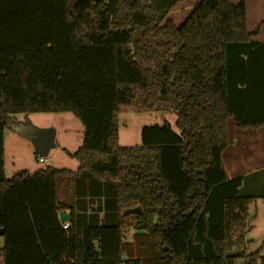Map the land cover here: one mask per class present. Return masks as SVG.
<instances>
[{"label":"trees","instance_id":"obj_1","mask_svg":"<svg viewBox=\"0 0 264 264\" xmlns=\"http://www.w3.org/2000/svg\"><path fill=\"white\" fill-rule=\"evenodd\" d=\"M257 32L246 0H0V264H264V239L245 250L255 197L222 165L229 119L264 126ZM123 111L173 112L177 132L144 126L120 146ZM59 112L83 126L63 149L76 170L5 177L13 115ZM58 176L73 177L74 206Z\"/></svg>","mask_w":264,"mask_h":264},{"label":"rangeland","instance_id":"obj_2","mask_svg":"<svg viewBox=\"0 0 264 264\" xmlns=\"http://www.w3.org/2000/svg\"><path fill=\"white\" fill-rule=\"evenodd\" d=\"M247 7V29L250 32H257L252 37L255 41L264 39V0H246ZM14 120L18 123L29 122L38 128H52L55 130V147L50 149L43 158V162L38 161V156L34 152L31 142L21 137L13 129L4 130V164L5 177H11L18 171L33 173L47 167L59 169L76 170L77 162L68 156L64 151L74 152L80 145L83 135L82 124L68 112L59 113H29L14 114ZM176 115L173 112L150 111L135 112L123 111L118 115V142L120 146L133 147L141 143L140 132L142 127L153 124L168 122L173 130L175 127ZM253 129L238 130L234 127L232 119L228 120L229 139L233 134H252ZM259 142L264 140V134L258 133ZM259 144V143H258ZM255 145V144H254ZM249 144L247 141L238 142L233 149L237 158L243 157L247 162L259 163L256 153L257 146ZM247 187L240 188L241 194L254 196L255 199L248 206L247 229L245 233L246 253H253L258 250L264 239V169L255 174L245 177ZM74 191L73 177L58 176L56 179V195L64 203H72ZM3 239L0 236V247ZM264 249L261 250V255ZM242 259H237L235 264H242ZM256 264H260L259 261Z\"/></svg>","mask_w":264,"mask_h":264},{"label":"crops","instance_id":"obj_3","mask_svg":"<svg viewBox=\"0 0 264 264\" xmlns=\"http://www.w3.org/2000/svg\"><path fill=\"white\" fill-rule=\"evenodd\" d=\"M251 133L252 134H245V135L239 134V132L234 133L233 138L229 139V144L222 154V165H223V168L226 172L228 179L240 177L241 178L240 188L242 189L243 188L245 189L247 187V182L245 181V177H247V175L255 174L259 170L264 169V140L263 142L262 141L259 142L258 136H257L258 133L264 134V126L258 129H253ZM3 139H4V133H3ZM242 140L247 141L249 144L250 143L253 145L255 144L254 147L257 146L256 153H258L257 154L258 161H259L258 164L247 162L243 157L237 158L235 152H233V149L235 148L236 144L238 142H241ZM3 148H4V140H3ZM4 169H5V164H4ZM4 173H5V170H4ZM58 201L64 202L62 199L61 200L58 199ZM75 202H76V197L73 194L72 203L70 204L74 206ZM95 203H97V201H95ZM64 212H69L70 218H71V212L69 209H65Z\"/></svg>","mask_w":264,"mask_h":264},{"label":"water","instance_id":"obj_4","mask_svg":"<svg viewBox=\"0 0 264 264\" xmlns=\"http://www.w3.org/2000/svg\"><path fill=\"white\" fill-rule=\"evenodd\" d=\"M21 137L29 140L34 148V152L38 157H44L48 154L49 150L55 147V130L52 128H38L29 122L18 123L13 127ZM139 207L127 209L125 212L130 214L140 213ZM58 220L61 224L70 221V213L60 211L58 213ZM3 232L0 231V236ZM235 251L234 253H237Z\"/></svg>","mask_w":264,"mask_h":264},{"label":"built area","instance_id":"obj_5","mask_svg":"<svg viewBox=\"0 0 264 264\" xmlns=\"http://www.w3.org/2000/svg\"><path fill=\"white\" fill-rule=\"evenodd\" d=\"M38 161H39V162H43V158L39 157V158H38ZM62 226H63V228H68V222H64V223L62 224Z\"/></svg>","mask_w":264,"mask_h":264}]
</instances>
